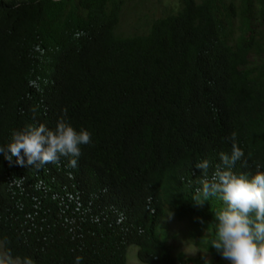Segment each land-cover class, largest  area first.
<instances>
[{
  "label": "trees",
  "instance_id": "1",
  "mask_svg": "<svg viewBox=\"0 0 264 264\" xmlns=\"http://www.w3.org/2000/svg\"><path fill=\"white\" fill-rule=\"evenodd\" d=\"M129 3L0 0V145L58 119L92 134L76 167L0 155L4 252L34 264H127L137 245L143 263L180 264L159 231L170 214L195 238L211 231L221 264L210 241L226 205L193 197L233 133L244 152L233 170L264 165V0H162L160 17L127 34Z\"/></svg>",
  "mask_w": 264,
  "mask_h": 264
},
{
  "label": "clouds",
  "instance_id": "2",
  "mask_svg": "<svg viewBox=\"0 0 264 264\" xmlns=\"http://www.w3.org/2000/svg\"><path fill=\"white\" fill-rule=\"evenodd\" d=\"M230 153H221V166L210 181H202L193 197L197 206H203L210 196H217L226 205L216 213L215 237L210 241L228 264H264V165L256 164L253 174L235 172L237 161L244 157L236 143V134L229 138ZM92 134L85 128L77 129L67 119H58L54 128L43 123L27 124L14 130L6 145H0V155L11 163L41 168L69 158L77 166L81 146L91 143ZM246 164L247 161L245 160ZM205 171L207 160L196 164ZM203 223V220H201ZM77 258L76 264H79ZM0 264H34L31 256L0 253Z\"/></svg>",
  "mask_w": 264,
  "mask_h": 264
},
{
  "label": "rangeland",
  "instance_id": "3",
  "mask_svg": "<svg viewBox=\"0 0 264 264\" xmlns=\"http://www.w3.org/2000/svg\"><path fill=\"white\" fill-rule=\"evenodd\" d=\"M175 0H171L174 3ZM164 10L162 0H130L126 10V15L122 20L120 31L123 33H133L145 30L149 20L160 17ZM167 232L169 243L174 249V253L180 261V264H190L189 258L197 257L200 253H206L207 259L205 264H219L218 261L209 253V236L211 231H205V235L199 238L192 236V228L186 221H181L168 215L165 217L159 230ZM4 252L3 245L0 241V253ZM139 247L132 245L128 249L127 264H146L138 257ZM221 264H228L220 256Z\"/></svg>",
  "mask_w": 264,
  "mask_h": 264
}]
</instances>
